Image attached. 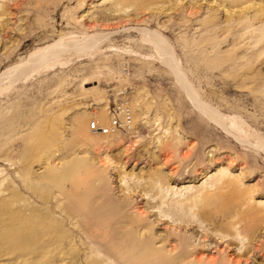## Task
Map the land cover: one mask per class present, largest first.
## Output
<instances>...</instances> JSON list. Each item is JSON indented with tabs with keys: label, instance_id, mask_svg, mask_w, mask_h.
<instances>
[{
	"label": "rangeland",
	"instance_id": "rangeland-1",
	"mask_svg": "<svg viewBox=\"0 0 264 264\" xmlns=\"http://www.w3.org/2000/svg\"><path fill=\"white\" fill-rule=\"evenodd\" d=\"M222 1L0 0V264H116L92 249L116 242L85 233L88 206L101 203L86 199L88 188H103L117 208L129 203L113 229L152 237L155 256L174 252V264H187L194 248L216 260L247 249L243 264H264L256 249L264 244V31L257 43L240 23L264 2L244 13ZM149 33L168 46L180 79L144 41ZM89 36L103 39L89 50L80 43ZM123 105L131 130L91 131ZM144 112L168 125L164 144L142 124ZM103 137L115 142L95 141ZM172 138L182 143L169 148ZM223 173L245 193L221 209H241L244 220L225 239L191 201L219 194ZM253 228L250 242L242 232ZM176 235L187 236L182 251H173Z\"/></svg>",
	"mask_w": 264,
	"mask_h": 264
},
{
	"label": "bare ground",
	"instance_id": "bare-ground-1",
	"mask_svg": "<svg viewBox=\"0 0 264 264\" xmlns=\"http://www.w3.org/2000/svg\"><path fill=\"white\" fill-rule=\"evenodd\" d=\"M263 2H264V0H260V4L257 5L252 0H223L221 2V5L225 8H229V11L233 7H235V8L241 7L242 12L245 13L247 10H249L251 8L257 9L258 6L261 7V4H263ZM245 4H247V5H245ZM244 5H245V7H242ZM261 8H263V7H261ZM262 11H261L262 13L260 15L258 14L259 11L256 10L254 15H252L250 17L245 16V18H240V23H243L246 20L247 25H245V29H247V30L251 29V31H253V33L257 34V36H255L256 38L252 37L254 39V41L256 40L257 43L262 40V36H263L261 34L258 35V33H262L264 31V10H262ZM257 25H261V26L257 27ZM140 31H142V30H140ZM143 33H145V32H143ZM102 39H103V37H101V36L100 37L89 36V37H84V39L82 41H80V43L86 49L90 50L92 48L97 47ZM144 41L148 44H151L152 47H154V49L159 53V56H161V58H163L162 59L163 64L166 65L172 72L176 73V75H177L179 69H178V67L174 61V58H172L170 52L168 51V48H167L168 46H166V44L163 42H159L155 37L150 35V33L148 35L146 34ZM65 50H67L66 47L65 48H59V49L57 48V49L53 50L52 53H50V54L39 53L37 56L35 55L36 59L33 62L35 64L36 63H43V61H45L47 59L50 60L51 58L56 57L55 55H58ZM177 78H179V74H178ZM181 80H182V78H181ZM184 84L182 83L183 86H184ZM185 87H186V85L184 86V89H186ZM189 92H190V94L192 93L191 91H189ZM191 95H193V94H191ZM190 98H192V96ZM194 104L198 105L197 102H195ZM143 115H144V117L141 119L142 124L147 126V128L152 129L151 131L154 132L155 136L162 134L163 136L160 135L157 138L158 139L157 144H164V139H166L167 135L168 134L170 135V133H171L170 129L168 128V125L166 127L163 126V123H160V119H158V118H155L154 120L149 121L147 118V112H144ZM131 124H132V126L129 130H131L133 128V125H134L133 124V115H132V123ZM90 129H91V125H90ZM116 134H111L109 136L114 137V135H116ZM110 137L109 138L103 137V139L97 138L95 141H98L99 142L98 144L114 143L115 140L110 138ZM172 139H173L172 141H168V143H167L169 148L172 147L173 145L176 146V145H179L182 143L181 140H178L175 138H172ZM104 160L108 161L109 163L112 162V160L109 157H105ZM160 175H161V177L163 176L162 174H160ZM225 179H226V175L224 173L221 174L219 177H217L216 181L218 183L216 186L220 191L219 194H213V195H207L206 194L205 196H202V199L199 201L197 200V198H195V200H193V199L191 200L192 205L199 208L198 216L201 219H203L204 222H208L210 226H213L214 232L212 234L221 233L224 236V239L231 237L232 236L231 235L232 230L235 229V226L239 223H242L244 220H241V217H240L242 215L241 209H239V212L233 211L234 209H232L230 212H226V211L224 212L221 209L225 208V206L227 204H230V202H232V204H233L234 199H242V198H240L241 197L240 195L243 196L245 194L240 189V184L234 181L235 179H233V181L225 180ZM83 190H84L83 194L87 200L89 199L92 203L97 202L99 200L101 201V203L98 205H91L93 207L88 206V216L89 217H87V222H89L92 225L89 227L88 231L85 232L86 235L88 237H92L95 233H97L98 236H103L105 239L108 238L109 240L115 241L116 246H117V248L112 250V251H110L108 249L105 251L104 245L98 243V245H96L94 248L92 247L93 250H95L97 253H101V254H105V255L107 254V256L112 257L116 264H122L125 262H129L133 258L141 259L140 264H174V261L177 259V258L172 259L173 258L172 255L174 252H171L170 255L169 254L163 255L161 257L158 255L157 256L154 255V254H156L155 252L157 250L155 247H153L154 239H152V237H149V236L140 237V235L137 236L138 238L135 237L133 235V233H135V232L133 231L132 228H129V225H124L123 226L124 230H121V232L115 231L113 229V226L115 224L119 223L118 221L121 219V217H124L125 209L128 206H130L129 203L126 202V204H124L121 201V203H120L121 206L117 208L115 206H112L111 204H108L107 201L109 200V197L107 194L103 193L104 192L103 188H88V189H83ZM144 190L146 192H148V191L153 192V190H154L153 185H148V187L144 188ZM222 193L224 196L222 195ZM128 196L131 197V195H128ZM252 196H253V192H250V197L248 198L249 203H250V201L253 200ZM224 197L226 199H223ZM221 199H223V200H221ZM243 203H245V202H243ZM157 204L159 206L163 205V204H161V202H158ZM158 205H155V208L158 207ZM199 206H201V207H199ZM234 206H231V207H234ZM239 208H241V207H239ZM261 212L264 214V204H263V207L261 208ZM257 214H258V212L251 211V214H247V215L249 217H251V216L257 215ZM235 217L238 218V221H235ZM244 218H246V217H244ZM94 221H96L98 223H94ZM121 223L123 225V221H121ZM99 224H100V226H98ZM254 229L255 228H253L250 232H248L246 229L243 232L241 231L243 234H245L244 238H248V240L250 242H253L254 240H256L257 230L256 229L254 230ZM242 233H238V234L243 235ZM176 236L178 237V240L181 242V244L176 246L173 249V251L181 250L184 246V242L186 243V239H187V236H185V235H182V236L176 235ZM115 242H113V245ZM256 246H257L256 249H257L258 253L264 252V244H257L256 243ZM254 248H255V246H254ZM119 253H121V254L122 253H124V254L128 253V256L123 257ZM184 253L185 254L190 253L191 255H196V258L194 259V261L189 262L187 264H243V263H248L251 260L250 258H248V255L251 252L247 249H246V252L244 254L235 253V255L222 257L219 260H216L210 256H207L204 259V256H201L198 252H196L195 248L191 252L187 251ZM183 261H184L183 259L180 260V262L178 264H182Z\"/></svg>",
	"mask_w": 264,
	"mask_h": 264
},
{
	"label": "built area",
	"instance_id": "built-area-1",
	"mask_svg": "<svg viewBox=\"0 0 264 264\" xmlns=\"http://www.w3.org/2000/svg\"><path fill=\"white\" fill-rule=\"evenodd\" d=\"M111 118L108 124H100L93 120L91 130L100 135L118 134L120 131L129 130L132 126V111L127 106H121L111 110Z\"/></svg>",
	"mask_w": 264,
	"mask_h": 264
}]
</instances>
